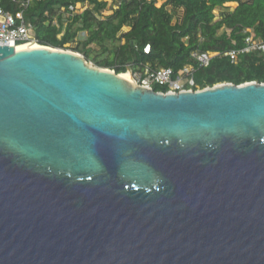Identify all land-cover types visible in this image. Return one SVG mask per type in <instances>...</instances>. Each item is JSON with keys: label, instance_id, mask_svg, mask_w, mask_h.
Here are the masks:
<instances>
[{"label": "water", "instance_id": "95a60500", "mask_svg": "<svg viewBox=\"0 0 264 264\" xmlns=\"http://www.w3.org/2000/svg\"><path fill=\"white\" fill-rule=\"evenodd\" d=\"M120 75L0 45V264H264V83Z\"/></svg>", "mask_w": 264, "mask_h": 264}, {"label": "trees", "instance_id": "16d2710c", "mask_svg": "<svg viewBox=\"0 0 264 264\" xmlns=\"http://www.w3.org/2000/svg\"><path fill=\"white\" fill-rule=\"evenodd\" d=\"M2 5L19 9L11 0ZM108 8L111 13L105 14ZM24 16L39 45L72 46L87 61L117 74H125L128 64L148 63L175 71L193 66L200 89L264 83V50L242 51L235 61L225 55L243 50L252 34L264 43V0H165L160 6L158 0H33ZM148 44L151 51L145 54ZM193 52L219 54L201 67Z\"/></svg>", "mask_w": 264, "mask_h": 264}, {"label": "built area", "instance_id": "2783aa9c", "mask_svg": "<svg viewBox=\"0 0 264 264\" xmlns=\"http://www.w3.org/2000/svg\"><path fill=\"white\" fill-rule=\"evenodd\" d=\"M11 1L19 6L16 12L4 8L2 0H0V45L17 48L21 45L38 44L33 26L26 21L24 16V10L29 7L33 0ZM246 44L247 46L243 50H232L225 53V55L230 56L235 61L238 54L242 51L264 50V43L261 40H256L254 34L247 38ZM143 51L145 54H149L151 46L149 44L146 45ZM218 54L193 52L192 57L203 67L208 66L210 60ZM127 67L126 73L132 76V82L145 88L154 89L156 86L161 87L164 90L159 92L162 93L201 90L195 82V68L193 66H185L178 71L172 68L152 67L148 63L136 67L133 64H128Z\"/></svg>", "mask_w": 264, "mask_h": 264}, {"label": "rangeland", "instance_id": "374dc122", "mask_svg": "<svg viewBox=\"0 0 264 264\" xmlns=\"http://www.w3.org/2000/svg\"><path fill=\"white\" fill-rule=\"evenodd\" d=\"M165 0H158V5L160 6ZM78 6H81L80 4ZM227 7H231V8H234L235 6H237L236 3H229L226 5ZM83 9L80 7V11H82ZM111 9L108 8L107 11L105 12V14H109L111 13L110 11ZM217 14H219V11H217ZM81 38L82 39H85L86 38V33H81L80 34ZM76 45V43L74 44V46ZM63 50H68V51H71V52H74V50L72 49V46L70 47H66V49H63ZM78 53V52H77ZM81 54V53H80ZM83 55V54H81ZM89 65L93 66V67H98V68H101L99 66L96 65V63L93 61V60H89L87 61ZM102 69H107V68H102Z\"/></svg>", "mask_w": 264, "mask_h": 264}, {"label": "bare ground", "instance_id": "6f19581e", "mask_svg": "<svg viewBox=\"0 0 264 264\" xmlns=\"http://www.w3.org/2000/svg\"><path fill=\"white\" fill-rule=\"evenodd\" d=\"M34 48L35 49L41 48V45H39V44L21 45V46L17 47L16 49L17 50H24V49H34ZM120 76L124 77V78H126L132 82V76L129 73L121 74Z\"/></svg>", "mask_w": 264, "mask_h": 264}]
</instances>
